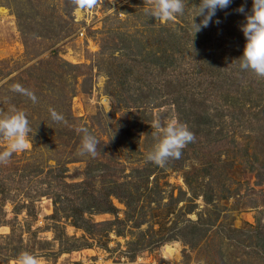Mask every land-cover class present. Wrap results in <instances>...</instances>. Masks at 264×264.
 Returning <instances> with one entry per match:
<instances>
[{
    "label": "rangeland",
    "instance_id": "obj_1",
    "mask_svg": "<svg viewBox=\"0 0 264 264\" xmlns=\"http://www.w3.org/2000/svg\"><path fill=\"white\" fill-rule=\"evenodd\" d=\"M252 2L231 0L194 35L200 0L167 21L147 0H0V110L24 111L32 129L0 164V264L23 251L41 264H264V78L238 61ZM172 118L194 141L147 162L153 122ZM82 127L95 157L81 154ZM113 179L128 204L111 197L113 214L73 225Z\"/></svg>",
    "mask_w": 264,
    "mask_h": 264
},
{
    "label": "clouds",
    "instance_id": "obj_2",
    "mask_svg": "<svg viewBox=\"0 0 264 264\" xmlns=\"http://www.w3.org/2000/svg\"><path fill=\"white\" fill-rule=\"evenodd\" d=\"M74 7H92L97 0H71ZM150 9L147 12L149 17L156 21H167L178 15H183L186 5L184 0H147ZM231 0H200L196 9V15L192 21L194 35L202 28L209 26L212 18L218 9L223 10L229 7ZM244 13L243 5L236 9ZM203 19L199 24L195 23V17ZM219 23V21H216ZM241 31L246 39L243 55L238 59L240 68L250 71L255 76L264 78V0H253L251 14L245 16V23L241 25ZM11 90L15 93L26 96L33 103L37 102L35 94L20 84H13ZM51 118L56 122H62L63 116L54 109H49ZM155 129L153 136L155 143L146 155V161L158 166H164L170 159H179L182 150L195 139L185 124L180 123L176 118L162 124L156 120L152 124ZM83 133L81 140V154H89L93 157L97 154L98 141L89 133L87 128L78 129ZM32 132L30 121L26 113L15 106L5 112L0 110V139L7 141V147L0 151V164H6L16 152L27 149L29 145V134ZM14 264H41V259L27 251L20 252L14 260Z\"/></svg>",
    "mask_w": 264,
    "mask_h": 264
},
{
    "label": "trees",
    "instance_id": "obj_3",
    "mask_svg": "<svg viewBox=\"0 0 264 264\" xmlns=\"http://www.w3.org/2000/svg\"><path fill=\"white\" fill-rule=\"evenodd\" d=\"M158 60V59H157ZM159 61V60H158ZM176 89V88H175ZM178 102V100H176V103ZM177 110H178V107H177ZM194 113H196L194 111ZM195 117L192 120V122H194L195 120H197L198 117H201V114H193L191 117ZM190 117V118H191ZM107 177V174L103 175L102 178H106ZM109 184L108 185H104L103 186H106V192L104 193V195L102 196V198L100 197V199H97V197H94V201H89L88 204H86V207L85 209H74V211H72V219H74L72 221L73 225H75L76 227H78V223H75V220H78V219H81L83 214L85 212H88L90 210L92 211H95V212H105V213H111L113 214L115 212V207L112 205L111 201H110V198L111 197H115L119 200H121L123 203H125V205L128 204V201H127V198H126V195H125V192L127 188H124L122 185V183H118L116 181V179H113L111 181L108 182ZM82 185V183H78V184H74L72 186H80ZM205 201L206 202H210L211 201V197H207L205 195L204 197ZM56 203V200L54 199L53 201V204L55 205ZM56 212V208L54 207V213ZM111 223H105V225H110ZM189 225L190 226H195L196 224H194L193 222H189ZM85 230L86 227H85ZM108 229H106L107 231ZM187 234V233H186ZM170 238V237H169ZM168 238V239H169Z\"/></svg>",
    "mask_w": 264,
    "mask_h": 264
}]
</instances>
